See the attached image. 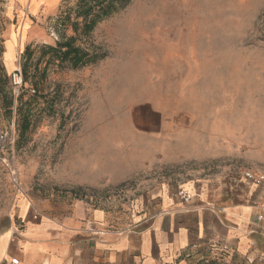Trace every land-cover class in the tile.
Instances as JSON below:
<instances>
[{
	"label": "rangeland",
	"instance_id": "rangeland-1",
	"mask_svg": "<svg viewBox=\"0 0 264 264\" xmlns=\"http://www.w3.org/2000/svg\"><path fill=\"white\" fill-rule=\"evenodd\" d=\"M79 1L29 24L0 0V237L16 250L40 219L80 207L104 213L101 233L124 234L161 192L264 173V0H130L88 36L72 27ZM71 36L101 59L48 72L18 146L4 106L23 92L20 55ZM203 259L243 264H189Z\"/></svg>",
	"mask_w": 264,
	"mask_h": 264
},
{
	"label": "crops",
	"instance_id": "crops-1",
	"mask_svg": "<svg viewBox=\"0 0 264 264\" xmlns=\"http://www.w3.org/2000/svg\"><path fill=\"white\" fill-rule=\"evenodd\" d=\"M63 3L8 0L7 12L30 24L32 18L55 14ZM181 191L190 200L161 192L153 214L119 235L101 233L105 224L101 211L88 213L79 207L62 220L40 219L27 227L20 250L8 234L0 237V264H10L12 258L18 264H33L36 257L38 264H189L199 256L264 264L259 190L248 186L243 175L205 181L198 188L186 185Z\"/></svg>",
	"mask_w": 264,
	"mask_h": 264
},
{
	"label": "trees",
	"instance_id": "trees-1",
	"mask_svg": "<svg viewBox=\"0 0 264 264\" xmlns=\"http://www.w3.org/2000/svg\"><path fill=\"white\" fill-rule=\"evenodd\" d=\"M130 0H80L75 21L72 24L74 33L79 32L83 36H88L95 26L103 19L111 16L128 5ZM75 36L62 37L54 46L41 45L35 48L27 46L20 55V76L22 79V94L16 99L17 105L13 108V98L9 97L4 109L9 117L14 118L16 144L22 146L34 123V106L39 98L41 85L46 81L48 72L55 68L57 70H77L91 64H95L101 58L90 54L81 46L76 45ZM35 53L38 56L34 57ZM41 66V68H40ZM33 69L34 73L30 74ZM28 85L32 94L27 95L24 86ZM43 98V96L41 97ZM199 264H214L213 261L203 259Z\"/></svg>",
	"mask_w": 264,
	"mask_h": 264
},
{
	"label": "built area",
	"instance_id": "built-area-1",
	"mask_svg": "<svg viewBox=\"0 0 264 264\" xmlns=\"http://www.w3.org/2000/svg\"><path fill=\"white\" fill-rule=\"evenodd\" d=\"M12 84L14 87H20L22 84V79L20 76L19 71L14 72L12 74ZM244 180L248 186H253L259 190V196L260 200L257 205V219L259 221H264V173H253V172H245L244 175ZM182 198L183 201H188L190 199V196L187 195L186 193L180 192L179 194ZM19 260L16 258H12L10 260V264H18Z\"/></svg>",
	"mask_w": 264,
	"mask_h": 264
}]
</instances>
